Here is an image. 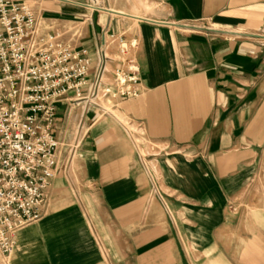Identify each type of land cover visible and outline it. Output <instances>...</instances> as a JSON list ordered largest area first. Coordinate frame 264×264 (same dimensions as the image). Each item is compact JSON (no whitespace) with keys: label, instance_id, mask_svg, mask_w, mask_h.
<instances>
[{"label":"crops","instance_id":"crops-1","mask_svg":"<svg viewBox=\"0 0 264 264\" xmlns=\"http://www.w3.org/2000/svg\"><path fill=\"white\" fill-rule=\"evenodd\" d=\"M29 3L90 81L111 35L137 39L140 80L58 102L44 214L0 264H264V0Z\"/></svg>","mask_w":264,"mask_h":264},{"label":"built area","instance_id":"built-area-1","mask_svg":"<svg viewBox=\"0 0 264 264\" xmlns=\"http://www.w3.org/2000/svg\"><path fill=\"white\" fill-rule=\"evenodd\" d=\"M110 44L117 46V56L104 52L90 81L87 50L45 30L29 0H0V253L5 257L14 252L18 231L44 214L47 189L59 170L62 144L53 133L58 102L72 91L88 103L138 95L140 70L132 54L137 39L111 35ZM106 60L119 64L110 80Z\"/></svg>","mask_w":264,"mask_h":264},{"label":"rangeland","instance_id":"rangeland-1","mask_svg":"<svg viewBox=\"0 0 264 264\" xmlns=\"http://www.w3.org/2000/svg\"><path fill=\"white\" fill-rule=\"evenodd\" d=\"M106 107H108L109 109L111 108V105H110V103L109 102H106ZM74 153V152H73ZM73 153L71 154V156L69 155V157L70 158H72L73 157Z\"/></svg>","mask_w":264,"mask_h":264}]
</instances>
